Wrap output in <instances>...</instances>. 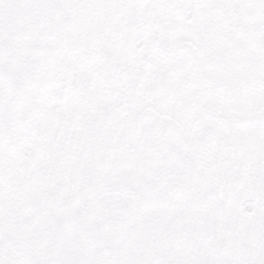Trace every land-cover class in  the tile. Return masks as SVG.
Wrapping results in <instances>:
<instances>
[{"label":"flooded vegetation","instance_id":"af4514ba","mask_svg":"<svg viewBox=\"0 0 264 264\" xmlns=\"http://www.w3.org/2000/svg\"><path fill=\"white\" fill-rule=\"evenodd\" d=\"M253 2L0 0V144L7 152L0 215L12 228L18 211L43 196L84 202L67 234L40 233L25 246L7 234L0 264H264V101L246 111L227 106L209 81L212 58L245 44L243 15ZM55 49L70 59L71 73L25 133L18 85ZM137 109L180 126L192 156L158 174V196L132 198L136 228L120 247L99 250L92 225L110 199L97 184L101 156L115 124ZM243 123L254 163L243 197L227 201L217 187L222 144L228 129ZM172 182L192 187L186 201L168 194ZM148 197L158 198L156 216L143 210ZM152 226L158 233L146 230Z\"/></svg>","mask_w":264,"mask_h":264},{"label":"water","instance_id":"95a60500","mask_svg":"<svg viewBox=\"0 0 264 264\" xmlns=\"http://www.w3.org/2000/svg\"><path fill=\"white\" fill-rule=\"evenodd\" d=\"M243 28L248 42L261 53L264 69V0H256L246 13ZM212 67L214 90L227 101L242 100L257 86L258 73L254 59L243 48L220 55ZM69 72L70 61L60 50L52 51L27 72L18 87L19 127L29 130L33 126L46 96L57 90ZM189 155L190 149L179 128L149 113L130 114L112 132L103 157L99 185L125 200L137 189L146 170L152 173L170 170L185 163ZM5 156L6 152L0 148V191ZM239 170H230L228 174L237 181L239 179L237 184L231 183L230 188L232 194L240 195L246 178L244 170ZM178 189L182 193H177ZM169 192L178 194L180 200L188 194V190L178 184L171 185ZM81 207V202L75 204L74 200L65 196L45 197L30 204L16 217L13 242L27 243L33 239L36 231L46 232L52 227L67 232L81 217ZM132 221V211L126 201L115 200L103 204L95 219L94 237L97 245L101 248L113 247L122 242Z\"/></svg>","mask_w":264,"mask_h":264},{"label":"rangeland","instance_id":"374dc122","mask_svg":"<svg viewBox=\"0 0 264 264\" xmlns=\"http://www.w3.org/2000/svg\"><path fill=\"white\" fill-rule=\"evenodd\" d=\"M264 94V91L262 90V93H258L257 95H254V97H252V99H248V100H245L243 101L242 103H240V107L241 108H249L250 107V104L251 103H256L257 105H259L261 102L260 99H262V96ZM243 126V128H246L247 126L246 125H241ZM139 194H144V193H148V194H153L155 196H158V176L156 177H145L144 179V182L138 192ZM154 200V198H152ZM156 204L158 205V202L157 201H151V198H149V201L148 200H144L143 204L144 206H150L151 204ZM145 207V208H146ZM148 209H151V207H148ZM158 209V207H157ZM9 217H7L6 215L4 216V219L6 220V225L3 226V227H0V240L3 241V238L9 234V231H10V219H7ZM139 230H140V227H139ZM158 233V230L155 231Z\"/></svg>","mask_w":264,"mask_h":264}]
</instances>
